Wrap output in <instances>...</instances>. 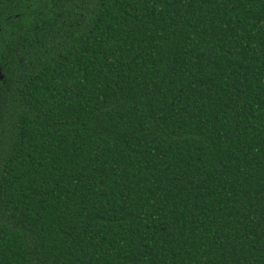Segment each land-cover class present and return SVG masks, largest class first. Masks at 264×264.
<instances>
[{"label": "trees", "instance_id": "16d2710c", "mask_svg": "<svg viewBox=\"0 0 264 264\" xmlns=\"http://www.w3.org/2000/svg\"><path fill=\"white\" fill-rule=\"evenodd\" d=\"M0 264H264V0H0Z\"/></svg>", "mask_w": 264, "mask_h": 264}]
</instances>
